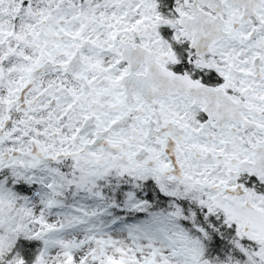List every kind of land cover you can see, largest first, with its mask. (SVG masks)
<instances>
[{
	"label": "snow or ice",
	"instance_id": "snow-or-ice-1",
	"mask_svg": "<svg viewBox=\"0 0 264 264\" xmlns=\"http://www.w3.org/2000/svg\"><path fill=\"white\" fill-rule=\"evenodd\" d=\"M0 264H264V0H0Z\"/></svg>",
	"mask_w": 264,
	"mask_h": 264
}]
</instances>
